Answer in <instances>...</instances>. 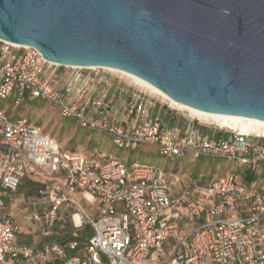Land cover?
I'll return each instance as SVG.
<instances>
[{"label": "built area", "instance_id": "obj_1", "mask_svg": "<svg viewBox=\"0 0 264 264\" xmlns=\"http://www.w3.org/2000/svg\"><path fill=\"white\" fill-rule=\"evenodd\" d=\"M61 68L70 75L63 77ZM98 69L60 65L35 47L0 38L1 99L50 101L81 127L110 133L118 148L154 145L172 161L187 155L223 159L256 177L245 181L225 172L203 181L198 175L175 189L161 168L65 150L0 106V209L2 196L31 175L41 183L44 208L33 215L41 234L48 236L67 218L72 224L71 238L35 249L15 242L20 225L0 212V264H264V126L241 130L186 110L188 118L178 122L174 110L183 109L162 96L164 105L156 107L153 92L138 84L111 99L102 88L109 80ZM77 194L97 202L96 218L80 208ZM88 226L92 233L81 241Z\"/></svg>", "mask_w": 264, "mask_h": 264}, {"label": "water", "instance_id": "obj_2", "mask_svg": "<svg viewBox=\"0 0 264 264\" xmlns=\"http://www.w3.org/2000/svg\"><path fill=\"white\" fill-rule=\"evenodd\" d=\"M0 38L114 68L177 103L264 121V0H0Z\"/></svg>", "mask_w": 264, "mask_h": 264}, {"label": "rangeland", "instance_id": "obj_3", "mask_svg": "<svg viewBox=\"0 0 264 264\" xmlns=\"http://www.w3.org/2000/svg\"><path fill=\"white\" fill-rule=\"evenodd\" d=\"M60 72L63 77H68L71 73L65 68H61ZM85 73L88 74V71ZM96 73L101 78H108L109 82L102 84V88L109 90L111 99L119 100L126 92H132L136 89L135 87H138L135 81L120 73L105 68L98 69ZM59 83L61 84V80ZM149 96L156 107L164 105L161 100L163 98L159 94L150 93ZM0 106L4 107L5 111L8 110L12 117L25 118L33 125L38 126L41 132L55 138L65 150L83 151L85 153L103 152L120 158L125 162L147 163L161 168L166 173L168 182L175 189L185 185L189 177L200 175V180L209 181L212 178L222 176L225 172H235L238 179L244 180L247 171L244 167L241 168L226 160L213 157L193 158L187 155L172 161L160 154L159 149L154 145H143L137 150L118 148L114 145L110 133L81 127L75 119L63 116L60 109L56 108L50 101L26 99L23 103L16 104L10 102V99L0 98ZM174 111L178 122H184L188 118L189 114L185 110ZM262 168L264 170V166ZM33 185L34 182H30L29 175H27L19 186L20 193L25 194L28 188H32L35 191ZM31 196L35 199L36 193L34 192ZM2 199L6 200L5 197H2ZM75 200L89 217L96 218L98 216L97 202L87 201L82 194H77ZM31 207L34 208L35 206L31 205ZM71 211L66 212L67 216L70 217ZM54 231L58 233V236L71 232L72 224L70 218H67L64 224H56ZM42 236L44 237V235ZM45 240L48 241V239Z\"/></svg>", "mask_w": 264, "mask_h": 264}, {"label": "crops", "instance_id": "obj_4", "mask_svg": "<svg viewBox=\"0 0 264 264\" xmlns=\"http://www.w3.org/2000/svg\"><path fill=\"white\" fill-rule=\"evenodd\" d=\"M30 182H34V189L28 188L25 194L20 193V189L11 194L3 195L6 200L4 206L0 209L1 213H9L19 223L20 229L16 233L15 242L28 244L35 249H40L45 242L54 241V237L58 235L53 229L49 230L48 236L41 237V231L39 225L33 220V215L41 210L43 207L38 200V189L40 188V181L35 177L29 175ZM23 183V180L21 184ZM20 184V185H21ZM34 192L36 193L35 199L33 198ZM34 205L35 207H31ZM45 239H48L45 240Z\"/></svg>", "mask_w": 264, "mask_h": 264}, {"label": "bare ground", "instance_id": "obj_5", "mask_svg": "<svg viewBox=\"0 0 264 264\" xmlns=\"http://www.w3.org/2000/svg\"><path fill=\"white\" fill-rule=\"evenodd\" d=\"M110 71L120 73L124 76H127L131 78L133 81H135L138 85H141L143 87H146L147 89L151 90V92L159 94L162 96L164 99L168 100L173 106H177L178 108H182L183 110L189 111L195 116L199 117H207V118H212L215 121H217L219 124L222 125H227L232 128H239L241 130H249V129H256L259 127H263V122L259 121L258 119L254 118H246V117H241V116H234V115H226V114H215V113H209L205 111H201L195 108H192L190 106H186L180 103L175 102L172 100L170 97H168L165 93H163L161 90L156 88L155 86L151 85L147 81L132 75L130 73H127L122 70L114 69V68H105ZM76 218H79V215H76Z\"/></svg>", "mask_w": 264, "mask_h": 264}, {"label": "trees", "instance_id": "obj_6", "mask_svg": "<svg viewBox=\"0 0 264 264\" xmlns=\"http://www.w3.org/2000/svg\"><path fill=\"white\" fill-rule=\"evenodd\" d=\"M34 100V99H33ZM10 102H14L12 99H10ZM2 107V106H1ZM4 109V107H2ZM8 115H10L9 111L7 110L6 111ZM11 116V115H10ZM12 117V116H11ZM14 118V117H13ZM137 150V149H136ZM127 163H132V161H128ZM256 177V174L255 173H252L251 171L247 170L246 171V174H245V177H244V180L245 181H250L252 179H254ZM92 233V229L90 226L86 227L80 234V237L79 239L81 241H84L86 236L90 235ZM71 238V232H68L67 234L63 235V236H56L54 237L53 240H57V241H65L67 239Z\"/></svg>", "mask_w": 264, "mask_h": 264}]
</instances>
